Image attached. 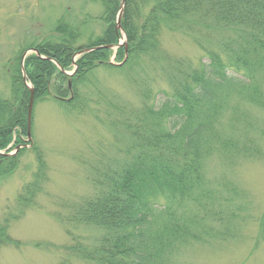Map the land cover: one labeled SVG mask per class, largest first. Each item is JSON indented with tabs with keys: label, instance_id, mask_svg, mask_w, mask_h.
<instances>
[{
	"label": "trees",
	"instance_id": "16d2710c",
	"mask_svg": "<svg viewBox=\"0 0 264 264\" xmlns=\"http://www.w3.org/2000/svg\"><path fill=\"white\" fill-rule=\"evenodd\" d=\"M99 1L104 30L96 37L91 35L86 45L78 43L84 38L81 25L93 20L88 14L76 27L72 21H60L55 39L27 44L5 65L11 92L9 97L0 95V149L7 148L14 135L21 143L20 132L26 133L30 91L21 72L24 50L35 47L70 70L79 50L119 42L116 17L121 0ZM195 25L213 32L209 35L206 31L204 37H214L218 48L199 42L205 59L199 67L185 65V70L184 64H174L170 92H162L151 102L146 99L140 106L122 105L120 114L128 116L118 118L128 142L116 156L98 162L92 178L94 195L74 206L71 221L103 232L91 245L77 239L66 247L86 264H179L178 250L201 237L199 227L205 234L214 232L201 223L194 208L198 211L200 205V209H208L211 182L206 176V161L238 147L232 127L243 117L244 104L264 102L259 78L264 72V0H125L122 26L128 38V59L123 66L110 63V49L80 56L71 77L35 53L26 58L35 101L49 95L52 81L62 77L67 87L59 86L56 98L74 110L80 86L95 69H121L137 66L144 59L155 61L163 52L159 40L163 30L191 32ZM117 54L116 59L122 61L125 49H118ZM69 95L72 98L65 100ZM224 119L229 120L226 128ZM34 149L38 171L18 196L16 212L6 214L5 224H0V250L19 244L8 233V223L24 216L48 181L47 162L41 150ZM18 162L17 156L0 155V185ZM60 264L71 262L65 258Z\"/></svg>",
	"mask_w": 264,
	"mask_h": 264
},
{
	"label": "rangeland",
	"instance_id": "374dc122",
	"mask_svg": "<svg viewBox=\"0 0 264 264\" xmlns=\"http://www.w3.org/2000/svg\"><path fill=\"white\" fill-rule=\"evenodd\" d=\"M102 13L99 0H0V95L9 97L11 92L5 65L27 44L55 39L60 21H72L76 27L88 14L93 20L81 25L84 38L78 43L86 45L91 35L96 37L104 30ZM193 27L191 32L163 30L159 37L163 52L155 61L95 69L80 86L74 110L53 99L59 86L67 87L66 78L52 81L51 96L34 104L32 127L35 146L47 162L48 181L24 216L8 223V233L19 244L0 250V264H60L65 258L71 264H86L66 247L77 239L91 245L103 232L71 221L74 206L94 195L92 178L98 162L116 156L128 142L118 118L128 115L122 117L120 108L140 106L146 99L151 102L162 92H170L174 64H184L185 70V65L199 67L205 59L199 42L218 48L214 37H204L213 32L204 26ZM117 55L114 51L109 54L110 58ZM259 78L264 92V72ZM238 119L232 127L238 147L206 161L211 182L208 209L194 208L201 223L214 232L208 235L199 227L201 237L178 250L179 264H264V102H246L244 115ZM228 123L224 119L225 128ZM10 145L13 151L17 138L13 136L7 147ZM17 157L16 169L0 185L1 225L6 214L16 212L18 196L38 171L34 147L21 150Z\"/></svg>",
	"mask_w": 264,
	"mask_h": 264
},
{
	"label": "water",
	"instance_id": "95a60500",
	"mask_svg": "<svg viewBox=\"0 0 264 264\" xmlns=\"http://www.w3.org/2000/svg\"><path fill=\"white\" fill-rule=\"evenodd\" d=\"M124 5H125V0H122L120 9H119V12H118V15H117V28L120 29V30H122L121 19H122V15H123V12H124ZM124 38H125V40L123 42H121L120 44H118V45H104V46H99V47H94V48H86V49H83L80 52H78L76 56L82 55L84 53L91 52V51H94V50L102 49V48L111 49V48H119V47H121L123 45L126 46V42H127L126 36H124ZM32 52H36L39 57L44 58L36 49H29L23 54L21 69H22V73H23V77H24L25 81H26L27 75H26V72H25L24 61H25L26 56L28 54L32 53ZM26 86L30 89V92H31L30 102H29V111H28V127H29L28 134H29V140L32 142L31 125H32V111H33V106H34V89L27 82H26ZM31 145H32V143H30L28 146H31ZM23 146H27V145H23ZM20 148H21V145L17 146L16 151L19 150ZM14 153H12V154H14ZM8 155H11V154H8Z\"/></svg>",
	"mask_w": 264,
	"mask_h": 264
},
{
	"label": "bare ground",
	"instance_id": "6f19581e",
	"mask_svg": "<svg viewBox=\"0 0 264 264\" xmlns=\"http://www.w3.org/2000/svg\"><path fill=\"white\" fill-rule=\"evenodd\" d=\"M69 88H70V85H69ZM31 94V93H30ZM57 96V95H56ZM32 127V126H31ZM26 133H21L20 132V134L22 135V136H24V137H27V138H29V134H28V132H29V127H28V120H27V127H26V131H25ZM31 138L34 140V134H33V129L31 128ZM19 144V143H18ZM18 144L17 145H15V148L13 149V151H10L9 149L11 148V145L7 148L8 149V152L10 153V154H12V153H14L13 154V156H17L18 154H19V152H20V149H23V144L21 145V148L19 149V150H17L16 151V148H17V146H18Z\"/></svg>",
	"mask_w": 264,
	"mask_h": 264
}]
</instances>
